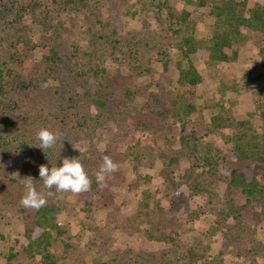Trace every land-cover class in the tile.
I'll use <instances>...</instances> for the list:
<instances>
[{
  "label": "rangeland",
  "instance_id": "374dc122",
  "mask_svg": "<svg viewBox=\"0 0 264 264\" xmlns=\"http://www.w3.org/2000/svg\"><path fill=\"white\" fill-rule=\"evenodd\" d=\"M162 5L179 16L188 11L195 38L212 37L218 18L208 4L188 0L0 1V70L8 67L11 74L0 95V264H42L24 251L37 212L19 203L24 180L30 177L38 191H46L39 166L51 169L64 158H78L93 183L104 156L117 170L102 183L79 195L47 197L68 231L51 248L56 264H264V195L248 198L231 188L225 169L239 163L224 160L237 151L240 137L248 141L262 132L246 86L257 50L249 40L237 47L235 61L197 53L188 59L179 48L188 33L174 30L158 10ZM45 45L59 51L61 69L44 61ZM168 61L192 64L201 75L186 99L180 72ZM95 69L109 81L106 106L81 96L69 102L60 73L74 84L77 72L92 78ZM77 82L75 89L84 80ZM153 94L166 107L170 98L193 105L187 116L182 110L192 133L187 144L180 120L152 114ZM11 108L18 120L3 114ZM136 110L148 124L141 132L128 121ZM217 117L223 118V133L214 125ZM42 128L62 133L54 148L29 146ZM13 133L20 140L10 144Z\"/></svg>",
  "mask_w": 264,
  "mask_h": 264
},
{
  "label": "trees",
  "instance_id": "16d2710c",
  "mask_svg": "<svg viewBox=\"0 0 264 264\" xmlns=\"http://www.w3.org/2000/svg\"><path fill=\"white\" fill-rule=\"evenodd\" d=\"M1 1V0H0ZM53 1V0H50ZM195 2L200 6L209 5L213 16L218 18V23L213 30V35L209 40L197 39L193 34L189 33L190 28L195 29L194 22L191 23L190 13L184 11L180 16L176 11L170 9L167 6L162 5L158 10L164 19L174 26V30L177 33L186 31L188 34L181 38L180 50L182 54L188 58L190 54L197 53L203 59L215 60L218 62H230L235 61L238 58V46L242 45L245 41L252 40L253 46L257 52L253 56V68L248 74L246 80V86L249 91L255 97V104L257 108L258 116L262 120V132L259 134H251L248 141H244L240 137V146L237 147V151L228 154L224 159L227 163H239L236 168H227L225 171L228 173L225 176L228 178V183L231 188L241 190L242 194L248 198L264 195V0H188ZM39 5L34 3V8L37 9ZM35 11V10H33ZM3 11H0V13ZM161 20V17H159ZM163 19V18H162ZM194 26V27H193ZM238 47V48H237ZM20 47H18V50ZM42 57L48 65H55L56 68L61 69L63 57L59 54V51L50 45H45L42 50ZM72 60V59H70ZM173 68H176L180 72L179 84L183 91V98L186 99L188 93H195L197 87L201 83V75L197 69L192 65L183 67L182 63L167 62ZM7 64L5 63V66ZM61 65V66H60ZM169 66L166 65V68ZM7 72L0 70V95H5L7 81V73L10 74V68L5 67ZM69 65H65L63 68L68 73ZM80 74H84L80 75ZM59 76L60 86L65 88V95L68 101L74 103V98L81 96L87 101L99 107H105L106 101L103 99L106 86L109 85V81L101 70L95 69L92 71V78L87 76L86 72L76 73L73 78V83L67 80V77L61 78ZM80 75V76H79ZM70 78V76H68ZM80 77L84 80L79 86V89H75L78 86L77 78ZM71 79V78H70ZM89 79H92L89 81ZM23 89L26 87L21 84ZM60 87V89H61ZM72 87V89H71ZM75 89V90H73ZM76 92V93H75ZM58 93V92H57ZM75 93V94H74ZM78 93V94H77ZM65 98V96H64ZM151 101L156 104V109L152 114L162 120L166 115L176 122L180 120V128L182 132L181 142L187 144L192 133L188 131L186 127L187 119L185 117L191 111H193V105L189 100L182 101L181 99L165 100L170 104V107L164 106L158 99V96L153 94ZM163 101V100H162ZM13 104H16L13 101ZM16 106V105H14ZM151 108L150 103H146V108ZM18 108V107H17ZM182 110H185L186 116L183 115ZM149 113V112H147ZM5 117L10 120H18L17 112L11 108L9 111L3 112ZM142 112L129 115L128 121L133 122L138 128V132L142 129L148 128V124L143 120ZM184 116V118H183ZM223 118L217 117L214 119V125L218 129V133H223ZM14 121V120H13ZM160 121V120H158ZM14 123V122H13ZM245 128V124L243 126ZM14 134V133H13ZM11 134L10 144L15 140H20V137ZM23 138V137H22ZM7 141V143H9ZM142 148V147H140ZM144 148V146H143ZM197 148V147H196ZM138 150V149H137ZM141 151L138 150L137 154ZM138 156V155H136ZM255 161V166L252 168L250 162ZM173 162H177V159H173ZM210 164V160H207ZM217 164V162H212ZM166 172V171H165ZM225 174V173H224ZM97 180L92 183V188L99 185ZM198 188V187H197ZM201 189V188H199ZM264 200V198H262ZM85 206L88 204L84 202ZM244 207V206H241ZM85 209V208H84ZM264 214V207L262 210ZM57 207L46 204V206L37 210L33 225L28 227L25 233L27 244L24 248L25 253L32 259H40L42 264H56L58 259L53 255L51 248L68 235V231L64 226Z\"/></svg>",
  "mask_w": 264,
  "mask_h": 264
},
{
  "label": "clouds",
  "instance_id": "9594fccd",
  "mask_svg": "<svg viewBox=\"0 0 264 264\" xmlns=\"http://www.w3.org/2000/svg\"><path fill=\"white\" fill-rule=\"evenodd\" d=\"M61 136L62 133L59 131L54 132L47 128H42L35 134L36 143L29 146L38 147L43 151L54 148ZM116 170L117 164L109 156H104L103 162L96 173L97 182L102 183L106 175H110ZM39 177L43 182L42 188L46 191H38L32 183V178L25 179V191L19 201L22 207L39 210L46 206L47 197H51L54 194H59V198L63 199L64 193L79 195L91 190L92 181L78 158H64L62 166L51 167V169L46 165H40ZM52 189H55V193L51 191Z\"/></svg>",
  "mask_w": 264,
  "mask_h": 264
}]
</instances>
